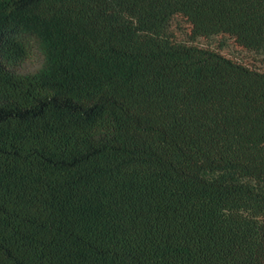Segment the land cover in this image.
<instances>
[{"label": "trees", "instance_id": "1", "mask_svg": "<svg viewBox=\"0 0 264 264\" xmlns=\"http://www.w3.org/2000/svg\"><path fill=\"white\" fill-rule=\"evenodd\" d=\"M0 264H264V0H0Z\"/></svg>", "mask_w": 264, "mask_h": 264}, {"label": "rangeland", "instance_id": "2", "mask_svg": "<svg viewBox=\"0 0 264 264\" xmlns=\"http://www.w3.org/2000/svg\"><path fill=\"white\" fill-rule=\"evenodd\" d=\"M170 28L174 31L178 39L190 41L186 34L189 30L188 23L175 17L171 21ZM190 42L204 47L209 46L217 48L225 55L252 66H260L262 63L256 53L241 47L232 38L224 34L210 37H198L196 40ZM29 65L31 64L29 63L28 66Z\"/></svg>", "mask_w": 264, "mask_h": 264}]
</instances>
